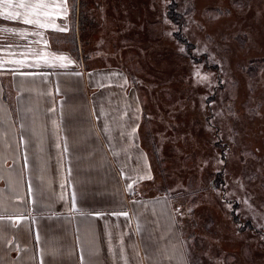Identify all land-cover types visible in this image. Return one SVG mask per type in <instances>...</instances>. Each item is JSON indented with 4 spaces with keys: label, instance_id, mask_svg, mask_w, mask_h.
<instances>
[{
    "label": "rangeland",
    "instance_id": "374dc122",
    "mask_svg": "<svg viewBox=\"0 0 264 264\" xmlns=\"http://www.w3.org/2000/svg\"><path fill=\"white\" fill-rule=\"evenodd\" d=\"M76 6L72 34L54 35L55 44L86 71L91 101L106 111L100 121L127 123L120 113L135 104L151 173L139 191L163 197L175 220L165 229L169 252L182 256L173 264H264V0ZM67 75L62 90L75 92L66 107L81 109L85 81ZM16 100L10 107L51 103Z\"/></svg>",
    "mask_w": 264,
    "mask_h": 264
},
{
    "label": "crops",
    "instance_id": "0c3cea01",
    "mask_svg": "<svg viewBox=\"0 0 264 264\" xmlns=\"http://www.w3.org/2000/svg\"><path fill=\"white\" fill-rule=\"evenodd\" d=\"M76 5L78 0H66L67 11L55 19V29L0 16V264L181 261L174 246L169 252L175 241L165 239V229L175 230L168 205L157 203L163 197H144L139 191V183L149 181L151 173L134 101L133 111L120 113L129 122L100 121L106 111L92 103L86 71L76 57L72 66L63 56L68 51L55 44L54 35L72 34L79 17ZM58 56L66 59L56 60ZM62 73L82 75L86 88L81 109L66 107L75 91L62 90ZM46 80L49 84L32 87ZM103 82L102 90H109L110 77ZM27 96L51 103L10 107L8 100ZM111 105L113 116L118 111ZM120 212L128 215L114 214Z\"/></svg>",
    "mask_w": 264,
    "mask_h": 264
},
{
    "label": "snow or ice",
    "instance_id": "6c2138e0",
    "mask_svg": "<svg viewBox=\"0 0 264 264\" xmlns=\"http://www.w3.org/2000/svg\"><path fill=\"white\" fill-rule=\"evenodd\" d=\"M65 5L66 0H0V16H4L9 21H22L23 24L33 25L38 29H55L57 28L55 19L60 18L67 11ZM5 31L11 32L13 29H5ZM55 59L64 61L66 58L58 56ZM10 62L23 63L22 60ZM72 210H76L75 197H73ZM114 214L128 215L127 212ZM94 215L100 214L94 213Z\"/></svg>",
    "mask_w": 264,
    "mask_h": 264
}]
</instances>
